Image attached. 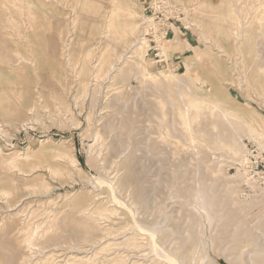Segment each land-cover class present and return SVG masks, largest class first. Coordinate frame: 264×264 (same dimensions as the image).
I'll list each match as a JSON object with an SVG mask.
<instances>
[{
    "label": "rangeland",
    "instance_id": "rangeland-1",
    "mask_svg": "<svg viewBox=\"0 0 264 264\" xmlns=\"http://www.w3.org/2000/svg\"><path fill=\"white\" fill-rule=\"evenodd\" d=\"M13 1L14 0H0V148L3 150V152L0 153V260L4 258V260L8 259V255L11 252L15 255L17 254V257L19 258L17 264H19L22 258H24V255L22 256L21 253H25V255H27L28 251L30 250L34 251L29 252L28 255H32V253L37 252L33 254V258L34 256H36L35 259H38L39 257V259H41L43 256H45L46 251L54 248L50 247L49 250H47L48 248H45V251L42 252L43 247H45L44 245H46V242L44 243V241H46L48 238H51L52 240L54 239L57 241V243L60 242L59 244H61H57L58 251L55 253L58 257L55 263L66 264V260H68L69 257L74 255H79L81 257L82 254H80V252H84V250H81V248H77L75 246V244L77 245V243L73 241V237L71 235L84 233L90 240L88 241V245L85 246V250L88 253H85L83 255H90V257H87L86 259H88V261L82 264H118L121 259L123 260V262L121 261L119 264H129L131 261H141L146 262V264H156L151 263L152 261L149 258L146 260L144 259V256L151 253L150 248L147 247L149 243V241H147L148 236H143L142 234L138 233L137 229H134L136 228L134 225H136V223H139V221L140 223L146 222L147 224H150L153 221H157L162 215L159 214L160 210L164 211L162 209V207H164L167 214L171 212L170 215H168L170 216L168 217V219L174 217V220L171 218V222L168 220V225H170V228L174 229L177 232L180 230V228H183V230H190L192 227V225L190 226V223L194 220V218L192 219L191 215H193L194 217V214H196L198 215L197 218H200L201 214H197V209L195 210L188 205L190 207L189 208L188 206L183 204V202H185V200L188 201L190 197L189 193H191V191H188V189L191 187V185L194 184L193 182L197 179V177L199 179L206 178L205 180L208 179L209 175L218 177L221 180H223L222 178H224V181H227L229 183V186L239 188V190L241 191V200L243 198L245 202H252L256 204V206H259V204L263 201V203L260 204V207L255 206L256 208L249 209L251 213L248 212L246 217L249 219H253L257 214L260 215L261 212L259 211L264 208V149L261 150V147H259L256 142H254L247 135L241 136L240 141L246 148V150L249 151L247 152L249 154H247V156L250 159L249 164L244 165L239 164L238 161L232 159L231 156L227 155L226 153L224 154V152H220L216 148H209L208 142L210 143L211 137H208L207 135H205L204 137L201 134L205 132L207 133V129L210 127V124H220V128L218 127V132L223 136L227 137L232 134V129L229 127L228 121L222 116H219L218 118L217 115L214 117L208 115L207 117L206 115H202V117L197 119L196 123H194V130L197 132L200 130L198 137H196L197 143L183 140L186 139V137L180 139L178 135L180 136L181 129L182 131H184L181 125L175 124L173 130L166 131V129L160 125L159 117H157L160 114V111L157 107V102L159 101V104L163 107V109L166 110L165 114L169 123L172 124L175 122L174 115L172 114V111L174 112L173 107L166 100L168 98L167 94H163L161 96L160 94H162V92H159L157 89L153 88V86L147 84V81L142 82L136 77L130 78L125 82V84L123 83L124 85L120 84L122 85V88H118L117 90H115L116 93L111 92L112 89L110 87L104 89L103 93H105V95L103 93L101 94V96L99 97L101 98L99 100L100 102L98 101L97 105L98 107H95V111H93V108H89L90 102L88 98L82 94L81 90H79V65L77 66V68H73L70 66V64H68L69 55L71 56L70 58L74 61V63H78L81 62V60H84V54L87 50H92L94 54H97L99 50L103 48L102 36L100 35V33L93 34L91 30V23L87 19V14L89 13L77 6V0H22L24 6L28 5L29 3L33 5L32 16L28 17V14L26 13L27 11L25 12V15L17 12L15 6L12 3ZM96 1L100 4L105 12L109 11L111 6L110 0ZM173 1L182 7V15L180 16L178 23L175 24L176 27L172 26L173 31L171 32L168 39L166 41L163 40L166 44V47H169L167 55L169 60L167 61V63L164 62L163 57L160 58L159 56V50L155 51V46L148 43L149 52L146 59L153 58L156 62L154 66L150 68V75L154 77H161L162 75L165 76L164 70H167L166 74L174 72L175 74L187 78L194 76L199 79L200 83L206 80L207 82L204 81L202 83V88L200 89V91L199 89H197V92L200 95L215 96L216 99L220 103H223L226 108L245 114L248 120L252 119L251 121H254L255 125L259 123L258 126L256 125L257 127L263 128L264 100L260 95H258L260 94V88L256 86L254 81H252L255 80V72H253V68L255 71L254 62L256 59V54L245 53V50L249 51V49L247 46L248 43L244 41L241 42L243 57L240 58L237 53H235L238 46L237 42L239 41H235L236 39L234 38V36L225 38L220 34V27L223 26L224 30H226L227 32L231 27L229 25L231 24L230 21L221 20L226 14H228V10L226 9H230V6L228 5L229 2H231L232 4H236L241 8L244 16L243 25L246 26L247 29L249 28V22H246L250 21L252 18V14H250L248 8L250 3L247 1L249 0H245L246 2H244V0ZM242 1L244 4L241 3ZM259 1L264 4V0H251L252 4L250 5L254 6L255 4L261 3ZM128 2L133 10L141 17V19L139 18L138 20L139 23H142L143 0H128ZM42 5H44L45 8ZM36 12H39V15L36 14ZM22 16L24 19L22 18ZM25 16H27V19L25 18ZM43 18L45 19L43 20ZM77 18H81L80 22H76ZM100 21H102L100 22V25H103V19H100ZM13 22H17V24L19 25V27H17L19 34L16 31L17 28L10 25ZM76 25L77 27H75ZM201 29L205 32V36H203V32ZM100 31L102 30L100 29ZM141 33H143V31H141ZM210 33L212 34L213 38L211 37ZM51 37L54 38V41L56 43L57 53L55 54L51 53L50 45L48 43ZM209 37H211L212 39ZM207 38L209 39V41L212 40L210 41L212 43L214 41V45L207 43ZM174 39L175 41H177V43L175 44L172 43ZM135 40L136 37L133 39V41ZM255 40L257 41V43ZM232 41H235V44ZM14 43H16V45ZM252 43H254L252 48L256 50V52L258 51L260 58L263 59L264 56L262 57V55H264V37L257 36L256 34L253 38ZM32 44H35V46H31ZM217 45L221 46L222 49L225 50V52H219ZM98 46H100V48ZM62 48L64 49V55L61 54ZM175 48L177 52L175 51ZM24 53L27 54L28 59H26L27 56H25ZM22 57H24L25 60L31 63L19 62L20 58L22 59ZM237 59L239 64H235V61L237 62ZM32 63L34 64L32 65ZM235 66H237L238 69H236L237 67L235 68ZM64 67L66 68L63 69ZM241 69L242 72H239V70L241 71ZM234 72L236 73V75ZM238 73L241 74L239 75ZM238 79H241V82ZM59 81H61V85H59ZM238 81L240 86L237 85ZM211 84H213V87L211 86ZM238 86L240 87L239 89L237 88ZM214 88H216V91ZM109 89L111 91H109ZM248 90L250 91V93ZM117 93L121 95L123 103L125 102L124 100H126L125 103L127 105V108L125 107L124 111H122L120 110L121 108H116V110L115 108L109 109L105 106L104 109L103 103H105V100H110L112 95ZM248 95L254 100L250 99ZM104 96L107 98H105ZM247 99L249 100L246 101ZM177 100L181 101L180 97H177ZM256 101L260 102L261 104L257 103ZM99 104L102 106H100ZM33 105L36 106V111L32 115L29 114V109ZM187 108L188 107H185V109ZM126 109L127 111H125ZM119 110L120 112H124L121 114H123L125 120H119V116L117 115L122 116L120 112L117 113V111ZM207 112L209 111H206L205 113ZM91 113L95 116L94 118L92 117ZM114 113H116L117 115ZM257 113L259 115H257ZM110 114L112 115V118H114L113 120ZM88 115L92 117V119H90L92 121L91 123L90 120H87L89 119ZM254 116L258 117L255 118ZM106 117L107 119L109 118V120L113 121L114 126L118 124V122L120 123L115 127L112 125V130L108 131L106 129V131L104 132L105 125H103V122L104 120H107ZM115 117H118L117 120H115ZM129 118L130 121H127L126 119ZM258 119L260 120V122ZM96 121H98L99 123H96ZM124 121H126V124ZM131 121L132 124H135L131 125ZM127 123L128 125H130L127 126ZM97 124L102 126L99 127ZM119 125L120 133L114 132L117 131ZM99 128H101V132L102 134H104L103 142L100 140L102 145H100V142H94L95 140L93 139V134L95 133L92 131L98 130ZM113 128L116 129L114 130ZM123 128L127 132L124 131ZM131 129L134 133L131 131ZM129 132H131V134H129ZM167 132L170 135L168 137L169 139H167L169 142L165 141ZM114 133H116L115 136H112ZM109 136H111L112 138ZM114 139H120L117 143L120 148H118V150L116 151L117 157L115 156L116 153H113V150L108 147V144L106 143L108 140L111 143ZM177 139L180 141H178ZM181 140L185 143L187 142V144L189 143V146L183 143ZM200 141H203L202 144L199 143ZM177 142L180 143L176 145ZM180 144L184 146V149L183 147H178V145ZM105 145L106 147H108V149L110 148L109 151H107V148H104ZM46 146L47 148H50L46 149ZM145 151H147L148 153ZM62 153H66L67 155L76 158L79 161V167L81 169H77L76 167L72 166L65 158L57 156L58 154ZM122 155L124 156L122 157L123 160L121 158ZM145 156L148 157V159H146ZM103 157H105V159ZM102 158L104 159V161H106V164L102 161ZM112 158L114 160H112ZM200 159L202 162L200 161ZM11 160H17V162H15L18 164V168L8 165V162ZM112 161L114 162L113 164ZM38 163L42 164L37 166ZM141 163L143 164V167ZM200 163H203V166L200 167ZM109 164H112L113 167H111L112 165L109 166ZM196 164H200L199 168ZM117 165L119 167H116ZM194 165L196 166V168L200 169V171L197 172V175L196 172H193L197 170ZM126 166L129 169H126ZM159 166H162V169ZM188 166L191 167L188 168ZM134 167L136 168L135 170ZM51 168L54 170L57 169V173L51 171ZM124 169L126 170V172H124ZM130 169L134 170L133 174L135 175V177L132 174L133 170L129 172ZM181 171L183 174L187 172L186 176L188 175V178L185 176V174L183 175ZM119 173L120 175H117ZM129 174H131V179L130 177H127V175L129 176ZM104 175L105 177H102L104 180L108 178V180L104 183H100L96 180L97 177L99 178ZM202 176L205 178H202ZM142 177L143 179H145V181L141 179ZM182 177L183 179H181ZM118 179L121 180L117 181ZM133 179L136 182H134ZM159 179H163V182L167 181V184L163 183ZM180 179L182 185L179 182ZM188 179H191V181L189 182L190 184L187 183ZM158 180L160 181L158 183H163V185L161 184L160 186L157 183ZM182 180H184L190 186L184 183V181ZM219 181L220 180H218L217 182ZM110 182L111 184L115 183L114 186L111 185ZM139 182H141V184ZM174 182L175 184L177 182L178 183L175 185ZM124 183L128 184H125V186L122 187ZM142 183L147 184L144 185ZM220 183L221 181L218 184ZM150 184L151 186L153 184L152 189L153 187L154 189L158 187L157 190L163 192V195L161 194L162 197L166 193L167 196H164V198L162 199H168L167 201L164 200L165 204L164 201H161V199H159L162 198L159 194V191L155 190V193L154 190H148L149 188L151 189V187H149ZM177 185L182 189L178 188ZM178 189H180L181 191ZM138 190L141 192L143 190V195H141V192L139 193ZM147 190L151 192V195H153L154 192V195L151 196L150 192H144ZM185 190H187L188 192L186 193ZM169 191L170 193H167ZM132 192L133 198L132 196L130 197V195H132ZM171 192H175V194L173 193L175 198L174 200L173 196L171 197ZM115 196H118V198ZM169 196L172 199H170ZM145 197H149V207L145 206L143 200H141ZM155 198L158 200H156ZM177 198H180L179 200L181 202L178 201ZM137 199H139V201H137ZM118 200L121 201V203H119ZM178 203L184 205L185 211L188 210L189 212L191 210L190 214L185 213L183 205V208L181 209V205ZM75 204H78L84 208L88 207L89 209H92V211H96L99 205L100 207L104 206L110 209L112 208L111 210L115 212V215H111L110 220L108 219L109 217H101L97 214H94V216L96 217L91 219L92 221L89 220L86 226V222L84 220L86 218H83V216L81 218V215L73 212V206ZM169 204L171 205V207H169ZM129 205H131L130 207H132L133 209L130 208ZM166 205H168V208H166ZM148 208L150 214L152 213L151 215L147 214ZM156 208L157 210H155ZM169 208H172L174 211ZM179 210L181 211L179 212ZM128 211H130V213ZM153 211H157V213ZM195 211H197V213H195ZM247 211H245V213ZM174 212L175 215L178 214L177 218L175 217V215L172 216ZM239 213L240 212L237 211H230L227 217L228 221L231 220L236 222L239 217H242V214L240 213V215ZM144 214H146V216L148 215V217H145ZM157 214H159L160 216ZM181 214H183L182 218ZM77 215L78 218H74V216L77 217ZM134 215L138 217V220L136 216L134 217ZM188 217L189 219H187ZM112 218L116 221L112 220ZM185 219L187 220L185 221ZM121 222L123 223L121 224ZM55 223H57V225ZM53 224L55 225V227L51 228ZM48 227L49 230H52L49 231ZM204 228H208L206 221H204ZM17 230H20V232H18ZM22 230L24 231V233ZM45 230H48L49 232H45ZM208 230V237H211L212 234L210 232V229ZM15 232L18 234H16ZM26 234L29 237L26 236ZM46 234L50 236L48 237V235ZM109 235L111 236V238ZM133 235L139 238L138 241L141 243L143 248L145 247V249H143L140 245V248L142 250L141 252L133 251L127 248V250H125V247L123 245L120 246V244L124 241L125 236ZM12 236L13 238L16 237L14 239L18 241H15ZM45 236H47V239L45 238ZM145 237L147 240L144 239ZM26 238H30L31 240L34 238L32 241L35 245L31 246L30 249L27 245L24 246V244L22 243V239L24 240ZM109 238L117 239L110 240ZM72 244L77 250L73 249L74 247L72 246ZM68 245H71L73 247L72 248L71 246H69L71 251L69 250ZM99 245L101 247H99ZM111 245L113 246V248L111 247ZM60 247L64 248L61 249ZM37 248H40L42 253L38 252ZM120 248L124 251H122ZM2 249L6 250L7 253L2 251ZM118 249H120L121 251H119ZM21 250H23V252ZM106 250L109 251L107 252ZM216 250H210L209 255L217 264H233L226 260L222 255H219ZM104 251L108 254H106ZM19 252L22 258H20V255H18ZM90 252L92 253V256ZM93 252H96L95 255L97 257L95 255L94 256L97 259H93ZM110 252L112 255L110 254ZM116 252H118L119 255L116 254ZM39 253L44 254L40 255ZM99 255L102 256L99 257ZM105 255H107L106 258ZM120 257L121 259H116ZM193 264H198V259L194 260Z\"/></svg>",
    "mask_w": 264,
    "mask_h": 264
},
{
    "label": "bare ground",
    "instance_id": "bare-ground-1",
    "mask_svg": "<svg viewBox=\"0 0 264 264\" xmlns=\"http://www.w3.org/2000/svg\"><path fill=\"white\" fill-rule=\"evenodd\" d=\"M236 1V0H235ZM57 2V1H55ZM66 2V1H65ZM244 2H246L244 0ZM249 2L250 4L251 3V0L247 1ZM258 2V1H257ZM261 2V1H259ZM13 5L15 6L17 12H19L20 14L22 15H25L26 13L28 14L27 16H32V10H33V5L31 3H29L28 5H23V1L22 0H14L13 2ZM235 3V2H234ZM240 3V2H239ZM243 3V1L241 2ZM41 4V3H40ZM73 4V3H72ZM71 4V5H72ZM77 6L88 12L89 14H87L88 16V20L90 21L91 23V30L93 32V34L95 33H100V35L102 36V39H103V42H102V46L103 48H101L99 50V52L96 53L97 54H94V52L92 50H87L86 53L84 54V60H81V62H78V63H74V61L70 58L71 56L69 55L68 57V64H70L71 67L73 68H77V66L79 65V71H78V74H79V79H80V88L79 90L82 91V94L88 98L89 102H90V106L89 108H93V111H95V107L97 108L98 106V101L101 99L99 98L101 96V94L104 92V89H107L108 87H110L112 89V91L109 89V91L113 92V93H116L115 90H117L118 88H122V85L120 84H125V82L127 80H129L130 78H134L136 77L137 79H140L142 82L143 81H147V84H150L151 86H153V88L157 89L159 92H162V94H160L161 96L163 94H167L168 98L166 99L169 104L173 107V110L174 112L172 111V114L174 115V120L175 122L170 124L168 119H167V116L165 114L166 110L163 109V107L159 104V101L157 102L158 104V109L160 111V114L159 116V120H160V125L163 126L166 131H171L173 130L174 128V125L175 124H179L183 127V130L181 129V132H180V136L178 135V137L180 139L186 137V139H183V140H186L188 142H195L197 143V138L198 137V134L200 132V128L198 129L199 131H195L194 130V123H196L197 119L201 118L202 115H208V116H211V117H214V116H222L223 118H225L227 121H228V125L229 127L232 129V134L229 135V136H223L221 135L219 132H218V127L219 125L217 123H212L210 124V127L207 129V133H203L201 134L202 136L205 137V135H207L208 137H211L210 138V143L208 142V147L209 148H216L217 150H219L220 152H224V154L226 153L227 155L231 156L232 159H235L236 161H238L239 164H249V158L247 156V151L246 148L242 145L241 143V136L243 135H247L249 138H251L254 142H256L259 147H261V150L264 149V127L261 128V127H257L258 124L255 125L254 121H251V120H248L247 117L245 116V114H242L238 111H235V110H231V109H228L224 106L223 103H220L215 96H202L200 95L198 92H197V89H200L202 88V83L204 81H202L201 83L199 82V79H197L196 77L192 76V77H183V76H180L178 74H175L174 72H170L168 74H166V71L167 70H164L165 71V76L162 75L161 77H154V76H151L150 75V68L152 66H154V64L156 63L155 62V59L153 58H150V59H146L147 55H148V52H149V48H148V43H149V40L144 36L145 35V32L147 31H143V28H142V23H139V18L141 19V17L133 10V8L131 7V5L129 4L128 0H110V9L108 12H105L104 9L100 6V4L96 1V0H77L76 2ZM192 4V3H191ZM244 4V3H243ZM249 4L248 8H249V12L250 14H252V18L250 21H246V22H249V28L247 29L246 26L243 25V21H244V16H243V12L241 10V8L236 5V4H232L231 2H229V6H230V9H226L228 10V14H226L223 19L221 20H227V21H230L231 24H229L231 27L229 28L228 32L226 30H224L223 26L220 27V34L222 35V37H230V36H234V38L236 39L235 41H239L237 42V48H236V52L237 55L242 58L243 57V49H242V43L241 42H244L246 41L248 44V49L249 51H246L245 50V53L246 54H256V59H255V71H254V68H253V72H255V75H254V79L255 80H252L254 81V83L256 84V86H258L260 88V95L263 100H264V58L261 59L260 58V55H259V52L256 50H254L252 47H253V44L252 41H253V38L255 37V35L257 34V36H263L264 37V4L261 2V3H258V4H255L254 6H251ZM39 5V4H38ZM66 5V4H65ZM227 5V6H228ZM242 5V4H241ZM240 5V6H241ZM44 7V5H42ZM45 8V7H44ZM65 8V7H64ZM70 9V8H69ZM46 10H47V7H46ZM246 10V9H245ZM27 11V12H26ZM26 12V13H25ZM61 12V11H60ZM35 14V13H34ZM36 14L39 15V12H36ZM42 14V13H41ZM70 14V13H69ZM27 16H25V18L27 19ZM74 16V15H73ZM23 18V16H22ZM24 19V18H23ZM38 19V18H37ZM42 19V18H41ZM45 18H43L44 20ZM47 19V17H46ZM100 19H103V25H100ZM249 19V18H248ZM81 18H77L76 19V22H80ZM25 21V20H23ZM37 21V20H36ZM65 21V19H64ZM9 23V22H8ZM15 23V22H13ZM10 24L12 25V27L14 26L15 28L19 27V25L17 24V22L15 24ZM63 23V22H62ZM69 23V21H68ZM9 25V24H8ZM28 25V24H27ZM100 25V26H99ZM195 25V24H194ZM74 26V25H73ZM219 26V25H218ZM28 27V26H27ZM77 27V25L75 26ZM100 27H103V28H100ZM20 29V28H19ZM100 29L102 31H100ZM29 30V28H28ZM140 30V31H139ZM202 30V29H201ZM13 31V29H12ZM17 33L19 34L18 32V28H17ZM20 31V30H19ZM141 31H143V33H141ZM202 34L203 36H205V32L202 30ZM14 33V31H13ZM25 34V33H24ZM211 34V33H210ZM23 36V35H22ZM28 37V36H27ZM136 37V40L133 41V39ZM211 37H212V34H211ZM209 37V38H211ZM13 38V37H12ZM22 38V37H21ZM26 38V36H25ZM205 38V37H204ZM213 38V37H212ZM211 38V39H212ZM205 40V39H204ZM207 43L209 44H212L214 45V41L213 43L210 42L212 40L209 41V39L207 38ZM28 41V40H27ZM235 41H232L233 43ZM256 41V40H255ZM96 42V41H95ZM1 43V42H0ZM12 43V42H11ZM49 45H50V51L52 54H55L57 53V48H56V43L54 41V38L51 37L50 40H49ZM159 45H158V50H159V56L160 58L163 57V60L164 62L167 63V61L169 60L168 59V48L169 47H166V44L164 43V41L162 40H159L157 42ZM172 43H177V41H175V39L172 41ZM257 43V41H256ZM255 43V44H256ZM16 45V43H14ZM235 44V43H234ZM98 45V44H97ZM230 45V44H229ZM31 46H35V44H32ZM218 46V49H219V52H222L224 53L225 50L222 49L221 46L217 45ZM14 47V46H13ZM97 47V46H95ZM100 48V46H98ZM228 47V45H227ZM260 47V46H259ZM258 47V49H259ZM15 48V47H14ZM35 48V47H34ZM178 48V47H176ZM176 48H175V51H176ZM214 48V47H213ZM37 49V48H36ZM209 49V48H208ZM217 49V50H218ZM4 50V49H3ZM32 50V49H31ZM62 55H64V49L62 48ZM202 51V50H201ZM177 52V51H176ZM205 52V51H204ZM248 52V53H247ZM218 53V51H217ZM230 53V52H229ZM19 54V52H18ZM25 54V53H24ZM231 54V53H230ZM21 55V54H20ZM221 55V54H220ZM233 55V54H232ZM25 56H27V54H25ZM264 55H262L263 57ZM19 57V56H17ZM83 57V56H82ZM222 57V56H221ZM225 57H228V56H225ZM30 58V57H29ZM33 58V56H32ZM31 58V59H32ZM64 58V57H63ZM234 58V57H232ZM237 58V57H236ZM239 58V59H240ZM26 59H28V56L26 57ZM35 59V57H34ZM33 59V60H34ZM229 59V58H228ZM247 59V58H246ZM19 60V59H18ZM21 60V61H20ZM19 62H25V63H31L27 60L24 59V57H22V59L20 58ZM36 61V60H35ZM231 61V60H230ZM242 61V60H241ZM251 61V60H250ZM249 61V62H250ZM37 62V61H36ZM35 63V62H34ZM32 63V65L34 64ZM229 63V61H228ZM233 63V62H232ZM253 63V62H252ZM21 64V63H20ZM235 64H239L238 63V59H237V62L235 61ZM251 64V63H250ZM238 66V65H237ZM235 66V68L237 67ZM252 66V65H251ZM36 67V66H35ZM246 67V66H245ZM253 67V66H252ZM66 67H64L63 69H65ZM234 68V67H233ZM234 68V69H235ZM241 68H242V65H241ZM233 69V70H234ZM238 69V67L236 68ZM56 70V69H55ZM218 70V69H217ZM36 71V69H35ZM247 71V70H246ZM220 72V71H219ZM239 72H242V69L241 71L239 70ZM244 72V71H243ZM251 72V71H250ZM252 72V73H253ZM218 73V72H216ZM235 73V72H234ZM233 73V74H234ZM245 73V72H244ZM205 74V73H204ZM221 74V73H220ZM239 74V73H238ZM241 74V73H240ZM239 74V75H240ZM236 75V73H235ZM238 75V76H239ZM54 76V75H53ZM206 76V75H204ZM209 76V75H208ZM237 76V78H238ZM247 76V75H246ZM220 77V76H219ZM236 77V76H235ZM242 77V76H241ZM245 77V76H244ZM250 77V76H249ZM202 78V77H201ZM240 78V77H239ZM74 80V79H73ZM240 82H241V79H238ZM211 81V80H210ZM234 81V80H233ZM237 81V80H236ZM239 81H238V84H239ZM245 81V80H244ZM61 85V81H59ZM207 82V81H206ZM232 82V81H231ZM243 82V81H242ZM251 82V80H250ZM210 83V82H209ZM213 83V82H211ZM229 83V82H228ZM237 83V82H236ZM245 83V82H244ZM249 83V82H247ZM123 84V85H124ZM143 84V83H142ZM145 84V83H144ZM232 84V83H230ZM235 84V83H234ZM204 85V84H203ZM213 84H211L212 86ZM245 85V84H244ZM143 86V85H142ZM226 86V85H225ZM229 86V85H227ZM237 87L238 89L240 87ZM213 87V86H212ZM216 87V86H215ZM243 87V86H242ZM252 87V86H251ZM234 88V87H233ZM131 89V88H130ZM215 91H216V88H214ZM256 89V87H255ZM22 90V88H21ZM114 90V91H113ZM126 90V89H125ZM124 90V91H125ZM119 91H122V90H119ZM206 91V90H205ZM213 91V89H212ZM214 91V92H215ZM249 91V90H248ZM256 91V90H255ZM107 92V91H106ZM118 92V91H117ZM204 92V91H203ZM209 92V91H208ZM123 93V92H121ZM246 93V92H244ZM250 93V91H249ZM259 93V91H258ZM105 95V93H103ZM108 94V93H107ZM248 94V93H247ZM255 94V93H253ZM246 95V94H245ZM250 95V94H249ZM248 95V96H249ZM103 97V96H102ZM105 97V96H104ZM177 97H180V100L181 101H178L177 100ZM250 97V96H249ZM41 98V97H40ZM107 98V97H105ZM110 98V97H109ZM127 99V98H126ZM160 99V98H158ZM216 99V100H215ZM250 99H252V97H250ZM104 100V99H103ZM107 100V99H106ZM105 100V103H103V106H104V109H105V106L107 108H121L120 110L124 111L125 107L127 106L126 105V100H124L125 104L123 103L122 99H121V95L120 94H114L112 95L111 99ZM162 100V99H161ZM249 99H247L246 101H248ZM254 100V99H252ZM262 100V99H261ZM102 101V100H101ZM100 102V101H99ZM163 102V101H162ZM180 102V103H179ZM257 102V101H256ZM88 103V102H86ZM102 103V102H101ZM164 103V102H163ZM162 103V104H163ZM257 103H260V102H257ZM261 104V103H260ZM100 105V104H99ZM102 106V105H100ZM131 106V105H130ZM188 107L187 109H185V107ZM129 107V105H128ZM127 108V107H126ZM48 109V108H47ZM103 109V108H101ZM111 109V110H112ZM116 109V110H117ZM133 109V108H132ZM117 111L118 112H120ZM36 111V106L33 105L30 109H29V114H34ZM90 111V110H89ZM114 111V110H113ZM127 111V109L125 110ZM206 111H209L207 113H205ZM98 112V111H97ZM96 112V114H97ZM105 112V111H104ZM90 113V112H89ZM88 113V114H89ZM103 113V112H101ZM107 113V112H106ZM110 113V112H108ZM121 113H124V112H120ZM250 113H253V112H250ZM249 113V114H250ZM92 114V113H91ZM99 114V113H98ZM113 114V113H112ZM116 114V113H114ZM139 114V113H138ZM107 115V114H105ZM111 115V114H110ZM117 115V114H116ZM122 116L120 115H117L119 116V120L122 121V120H125V117H123V114H121ZM254 115V114H253ZM257 115H259L257 113ZM89 116V115H88ZM98 116V115H97ZM100 116V115H99ZM108 116V115H107ZM114 116V115H113ZM127 116V115H126ZM207 116V117H208ZM252 116V114H251ZM92 117L94 118L95 116L92 114ZM91 116H89L87 119V116H86V119L87 120H90L92 119ZM110 117V116H108ZM135 117V116H134ZM255 118L258 117V116H254ZM111 118H112V115H111ZM118 117H115V120H117ZM205 118V117H204ZM262 118V117H261ZM259 118V119H261ZM96 119V118H95ZM102 119V118H101ZM100 119V120H101ZM105 119V118H104ZM107 119V117H106ZM114 118H112L113 120ZM215 119V118H214ZM258 119V120H259ZM112 120H109V118L107 120H104L103 122V125L104 126V132L106 131V129L109 131V130H112V125L114 126L113 124V121ZM127 121L129 120L130 121V118L129 119H126ZM137 120V118H136ZM212 121V120H211ZM262 121V120H261ZM92 121L90 120V123ZM98 121H96L97 123ZM125 124H126V121H124ZM222 122V121H221ZM260 122V120H259ZM263 122V121H262ZM95 123V125H96ZM99 123V122H98ZM102 123V122H101ZM117 123V122H116ZM120 122H118L119 124ZM130 123V122H128ZM127 123V126H129L130 124L131 125H134L132 124V121L131 123L128 125ZM264 123V122H263ZM116 124V125H118ZM262 124V123H261ZM80 125V124H79ZM98 125V124H97ZM115 125V126H116ZM77 126V125H76ZM99 127H101L100 125H98ZM114 126V127H115ZM134 127V126H133ZM201 127V126H200ZM226 127V126H225ZM93 128V127H92ZM98 128V127H96ZM152 128V127H151ZM158 128V127H157ZM220 128V127H219ZM114 130L116 128H113ZM119 129H120V125L119 127L117 128V131H114V132H119ZM124 129V128H123ZM129 129V128H128ZM196 129V127H195ZM225 129V128H224ZM91 130V129H90ZM227 130V129H226ZM124 131H126L124 129ZM123 131V132H124ZM131 131L133 132V130L131 129ZM206 131V130H205ZM92 132H94L95 134H93L92 136L94 137L93 139L95 140L94 142H100V145L101 144V141L103 142V138H104V134H102L101 132V128H99L98 130H93ZM92 132H89V133H92ZM112 132V131H111ZM110 132V133H111ZM122 132V133H123ZM127 132V131H126ZM197 132V133H196ZM120 133V132H119ZM134 133V132H133ZM171 133V132H169ZM116 133H114L112 136H115ZM129 134H131V132H129ZM173 134V133H171ZM196 134V135H195ZM224 134V133H223ZM119 135V134H118ZM117 135V136H118ZM147 135V134H146ZM167 137L165 138V141L166 142H169L167 139H169L168 137L170 136L168 134V132L166 133ZM91 136V135H90ZM162 136V135H161ZM188 136V137H187ZM246 136V137H247ZM111 137V136H109ZM153 137V136H152ZM175 137V136H174ZM203 137V139H204ZM92 138V137H91ZM112 138V137H111ZM114 138V137H113ZM118 139V138H117ZM131 139V138H130ZM163 139V138H162ZM101 140V141H100ZM120 140V139H119ZM119 140H113L111 143L109 142V140L106 142L108 145V147H110L112 150H113V153H116V151L118 150L119 146L117 145V143L119 142ZM149 140V139H148ZM178 140V139H177ZM180 141V140H178ZM182 141V140H181ZM206 141V140H205ZM110 144H109V143ZM164 142V141H163ZM183 142V141H182ZM203 142V141H202ZM202 142L200 141L199 143L202 144ZM180 143V142H177L176 145ZM185 143V142H183ZM255 143V144H256ZM96 144V143H95ZM120 144V143H119ZM126 144V143H125ZM171 144V143H170ZM182 144V143H181ZM180 144V145H181ZM186 145L187 142L185 143ZM205 144V143H204ZM98 145V144H97ZM99 145V146H100ZM123 145V144H122ZM175 145V146H176ZM178 145V147H183L184 149V146L183 145ZM195 145V144H194ZM125 146V145H124ZM131 146V145H130ZM138 146V145H137ZM148 146V145H147ZM189 146V145H188ZM108 147H105L104 148H107ZM121 147V145H120ZM164 147V146H163ZM50 147L47 148L46 146V149H49ZM110 148L107 150L109 151ZM145 148V147H144ZM147 148V147H146ZM198 148V147H197ZM120 149V148H119ZM177 149V148H176ZM123 150V149H121ZM148 150V149H147ZM153 150V148H152ZM178 150V149H177ZM208 150V149H207ZM211 150V149H210ZM191 151V150H190ZM218 151V152H219ZM3 150L0 148V153H2ZM147 152V151H145ZM69 153V152H68ZM107 153V152H106ZM109 153V152H108ZM148 153V152H147ZM213 153V152H212ZM110 154V153H109ZM188 154V153H187ZM106 155V154H105ZM108 155V154H107ZM117 155V153L115 154V156ZM127 155V154H126ZM144 155V154H143ZM201 155V154H200ZM249 155V154H248ZM58 157H63L65 158L66 160L69 161V163L76 167L77 169H79L80 167V164H79V161L72 157V156H69L67 155L66 153H62V154H58L57 155ZM56 156V157H57ZM190 156V154H189ZM111 157V156H110ZM109 157V158H110ZM117 157V156H116ZM124 157L123 155L121 156V158ZM126 157V156H125ZM201 157V156H200ZM229 157V158H231ZM105 159V157H103ZM102 158V159H103ZM108 158V157H107ZM114 158V157H113ZM112 158V160H114ZM146 159H148V157L145 156ZM19 159V158H18ZM57 159V158H56ZM54 159V160H56ZM101 159V160H102ZM104 159L102 160L104 163L106 161H104ZM126 159V158H125ZM171 159V158H170ZM192 159V158H191ZM120 160V159H119ZM123 160V158H122ZM159 160V159H158ZM175 160V158H174ZM17 160H11L8 162V165L12 166V167H17L18 168V164L16 163ZM121 161V160H120ZM148 161V160H147ZM201 161V159H200ZM116 162V161H115ZM125 162V161H123ZM140 162V161H139ZM186 162V161H185ZM202 162V161H201ZM214 162V161H213ZM114 162L112 161V164ZM148 163V162H147ZM159 163V162H158ZM176 163V162H175ZM198 163V162H196ZM204 163V162H203ZM202 163V164H203ZM42 163H38V165H40ZM106 164V163H105ZM103 164V165H105ZM111 164V165H112ZM116 164V163H115ZM133 164V163H132ZM142 164V163H141ZM140 164V165H141ZM160 164V163H159ZM201 164V163H200ZM200 164H196L198 165L197 167L199 168V165ZM200 165L203 166V165ZM109 164V166H111ZM136 166V165H135ZM195 166V165H194ZM105 167V166H104ZM113 167V165L111 166ZM110 167V168H111ZM116 167H119L118 165ZM142 167H143V164H142ZM158 167V165H157ZM160 167V166H159ZM162 167V166H161ZM160 167V168H161ZM191 167V166H188V168ZM131 168V167H130ZM133 168V167H132ZM187 168V167H185ZM196 168V166H195ZM196 168L197 170L196 171H193V172H196V175H197V172L200 171V169ZM81 169V168H80ZM112 169V168H111ZM126 169H129L127 168L126 166ZM136 168L134 167V170ZM144 169V168H142ZM154 169V168H153ZM162 169V168H161ZM160 169V170H161ZM194 169V168H193ZM64 170V169H63ZM117 170V169H116ZM125 170V169H124ZM133 170V169H132ZM130 169L129 172L132 171ZM134 170L132 171V174L134 173ZM149 170V169H148ZM51 171L57 173V169H52L51 168ZM67 171V169H66ZM188 171V170H187ZM117 172V171H116ZM126 172V170L124 171ZM142 172V171H141ZM140 172V173H141ZM149 172V171H148ZM185 172V171H183ZM205 172V171H204ZM121 173V172H120ZM117 174V175H120ZM182 173V171H181ZM187 173V172H186ZM186 173L185 176H186ZM142 174V173H141ZM183 174V173H182ZM183 174V175H184ZM189 174V173H188ZM103 175V174H102ZM117 175H116V179H117ZM123 175V174H122ZM131 174H129V176L127 175V177H130ZM158 175V174H157ZM198 175H202V174H198ZM133 176L135 177V175L133 174ZM160 176V175H159ZM181 176V175H180ZM188 176V175H187ZM186 176V177H187ZM102 177H105L104 176H101V177H97V181L100 182V183H104L105 181L108 180V178L106 180H104ZM119 177V176H118ZM121 177V176H120ZM232 177V176H231ZM145 178V177H144ZM185 178V177H184ZM188 178V177H187ZM202 178H205L202 176ZM241 178V177H240ZM115 179V178H114ZM131 179V177H130ZM138 179V178H137ZM143 179V177L141 178ZM157 179V178H155ZM178 179V178H177ZM176 179V180H177ZM183 179V177L181 178ZM181 179H180V183H181ZM206 179V178H205ZM205 179H199L197 177L196 180H194V184L191 185V187L188 189V191L190 190L191 193L190 194V197L187 200H185V202H183V204H185L186 206H191V208H194L195 210L197 209L198 210V213L197 211H195V213L197 214H201L200 215V218H197L198 215L194 214V217L193 215L192 216V219L194 218V220L190 223V226L192 225L191 229H185L183 230V228H180V230L177 232L175 231L174 229L170 228V225H168V222L170 220H172L171 218L168 219V215H170L171 212H169L167 214V212L165 211V208L162 207V209L164 211H161L160 210V213L159 214H162L160 216V219L159 216H158V220L157 221H153L152 223L150 224H147L146 222L145 223H136V225H134L136 228L134 229H137L138 233L142 234L143 236L144 235H147L148 236V240L146 239V237L144 238L145 240L149 241L148 243V246L150 248V252L148 255L144 256V259H150L152 262L151 263H156V264H193V261L194 260H197L198 259V264H217L209 255V252L210 250H216L218 252L219 255H222L226 260H228L229 262L233 263V264H264V208L261 209V212L260 215L257 214L253 219H249L246 217V215L248 214V212H250L249 209H253V208H256V207H260V204L263 203V201L259 204V206L252 202H245V200L242 198V201L240 199V190L239 188H235V187H232V186H229V183L227 181H224V178H222L223 180L219 179L218 177H214L212 175H209L208 176V179L205 180ZM121 179H118L117 181H119ZM145 181V179H143ZM161 180V179H159ZM157 181L160 182V181ZM163 180V179H162ZM161 180V181H162ZM218 180L221 181L220 184H218L219 182H217ZM113 181V180H112ZM116 181V180H115ZM134 181V179H133ZM137 181H140V180H137ZM144 181H141V182H144ZM184 181V180H182ZM191 181V179H188V182L189 183ZM224 181V182H223ZM136 182V181H134ZM141 182H139L141 184ZM147 182V181H146ZM163 182V181H162ZM246 182V181H245ZM99 183V184H100ZM121 183V181H120ZM148 183V182H147ZM147 183H142V184H147ZM165 184H167V181L163 182ZM163 183H161L163 185ZM178 183V182H177ZM176 183V184H177ZM184 183H186L184 181ZM186 183V184H187ZM111 184V182H110ZM115 183L111 184L114 186ZM126 183H124V185L122 187L125 186ZM128 184V183H127ZM126 184V185H127ZM131 184V183H129ZM159 184V183H158ZM156 184V185H158ZM161 184H159L161 186ZM175 184V182H174ZM175 184V185H176ZM190 184V183H189ZM187 184V185H189ZM105 185V184H104ZM135 185V184H134ZM133 185V186H134ZM174 185V186H175ZM182 185V183H181ZM117 186V185H116ZM149 186V185H148ZM153 186V184H152ZM152 186L150 184L149 187H151V189L149 188L148 190L152 191L154 190V192L156 193L155 190L158 189V187H156L154 189H152ZM155 186V185H154ZM178 186V185H177ZM190 186V185H189ZM240 186V185H238ZM144 187V186H143ZM143 187H140V188H143ZM147 187V186H146ZM145 187V188H146ZM173 187V185H172ZM186 187V186H185ZM110 188V187H109ZM112 188V187H111ZM117 188V187H116ZM119 188V186H118ZM148 188V187H147ZM146 188V189H147ZM178 188H180V186H178ZM121 189V188H120ZM134 189V188H132ZM173 189V188H172ZM182 189V188H180ZM178 189V190H180ZM145 190V189H143ZM143 190L142 192L139 191V193L141 192V195H143ZM144 191V192H150V191ZM170 190V189H169ZM114 191V190H113ZM116 191V190H115ZM119 191V190H117ZM159 191V190H157ZM171 191V190H170ZM167 192V193H170ZM181 191V190H180ZM186 193L188 192L187 190H185ZM112 192V191H111ZM154 192H153V195H154ZM163 192H160L159 191V194L161 196ZM172 195L171 197L173 196V200L175 199L174 198V195L173 193L175 194V192H171ZM112 194V193H111ZM116 194V193H115ZM148 194V193H146ZM117 195V194H116ZM139 195V194H138ZM140 195V196H141ZM150 195H151V192H150ZM151 195V196H153ZM157 195H158V192H157ZM163 195V194H162ZM132 196L133 198V192H132V195H130V197ZM147 196V195H145ZM150 196V197H151ZM156 196V195H155ZM165 197L167 196L166 193L164 195ZM164 196L162 198H159L161 199V201H167L166 199L162 200L164 198ZM183 196V195H182ZM118 198V196H115ZM136 197V196H135ZM144 197V196H143ZM157 197V196H156ZM181 197V196H180ZM131 198V199H132ZM149 197H145V198H142L141 200H143L145 206H148L149 205ZM168 198V197H167ZM170 198V196H169ZM130 199V200H131ZM140 199V198H139ZM139 199H137V201H139ZM156 199V198H155ZM172 199V198H170ZM178 201H180L179 199L180 198H177ZM182 199V198H181ZM246 199V198H245ZM158 200V199H156ZM115 201V200H114ZM119 201V200H118ZM136 201V202H137ZM160 201V202H161ZM165 201H164V204H165ZM172 201V200H171ZM135 202V203H136ZM181 202V201H180ZM260 202V201H259ZM119 203H121V201H119ZM141 203V202H140ZM155 203V202H154ZM157 203V202H156ZM169 203V202H168ZM257 203V202H256ZM142 204V203H141ZM140 204V206H141ZM143 204V205H144ZM167 204V203H166ZM180 204V203H178ZM182 204V205H183ZM121 205V204H120ZM125 205V203H124ZM128 205V204H126ZM132 205V204H131ZM129 205V207L131 206ZM151 205V203H150ZM170 205V204H169ZM173 205V203H172ZM181 205V204H180ZM178 205V206H180ZM182 205L180 206L181 209L184 207H182ZM102 206V205H101ZM168 205H166V208ZM175 206V205H174ZM188 206V207H189ZM256 206V207H255ZM91 207V206H90ZM98 207V206H97ZM144 207V206H143ZM149 207V206H148ZM161 207V206H160ZM159 207V208H160ZM171 207V205L169 206ZM96 208V207H95ZM94 208V209H95ZM127 208V206H126ZM132 208V207H130ZM129 208V209H130ZM135 208V207H134ZM140 208V207H139ZM142 208V207H141ZM146 208V207H144ZM152 208V207H150ZM157 208H158V205H157ZM157 208L155 210H157ZM190 208V207H189ZM93 209V210H94ZM112 209V208H111ZM110 208H107V207H99L96 209V211H92V209H89L88 207L87 208H84V207H81L80 205L78 204H75L73 206V212L81 215V218L83 216V218H86L84 219L85 222H86V226L89 222V220L93 219L94 217V214H97L101 217H109L108 219H110L111 215H113L115 212H113V210H111ZM128 209V210H129ZM133 209V208H132ZM136 209V208H135ZM147 209V208H146ZM171 210H173L172 208H169ZM175 209V208H174ZM192 209V210H194ZM259 209V210H260ZM139 210V209H138ZM142 210V209H141ZM159 210V209H158ZM248 210V211H247ZM255 210V209H254ZM133 211V210H132ZM136 211V210H135ZM170 211V210H168ZM174 211V210H173ZM181 210H179L180 212ZM184 211H185V207H184ZM191 211V210H190ZM190 211L188 212L185 211V213H189L190 214ZM227 211V212H226ZM231 211V212H234V211H237V212H240L242 214V217H239L238 220H236V222L234 221H231L229 220L228 221V213ZM245 211H247L245 213ZM130 213V211H128ZM134 212V211H133ZM144 212V210H143ZM147 214H150L149 212V208L147 210ZM155 213H157V211H153ZM178 212V211H177ZM178 212V213H179ZM135 213V212H134ZM146 213V212H145ZM239 213V214H240ZM251 213V212H250ZM253 213V212H252ZM255 213V212H254ZM143 214V213H142ZM152 214V213H151ZM150 214V215H151ZM173 214V213H172ZM180 214V213H179ZM184 214V213H183ZM183 214H181V218L183 217ZM240 214V215H241ZM74 215V214H73ZM76 215V214H75ZM115 215V214H114ZM129 215V214H128ZM133 215V214H132ZM137 215V213H136ZM134 215V217L136 216ZM175 215V212L172 216ZM178 215V214H177ZM177 215H175V217L177 218ZM88 216V217H86ZM145 217H148V215L146 216V214H144ZM143 216V217H144ZM249 216V215H248ZM113 217V216H112ZM116 217V216H115ZM137 217V216H136ZM144 217V218H145ZM150 217V216H149ZM156 217V216H154ZM162 217V219H161ZM180 217V216H179ZM74 218H78V215L77 217L74 216ZM133 218V217H132ZM141 218V217H140ZM139 218V219H140ZM143 218V219H144ZM121 219V218H120ZM136 219V218H134ZM133 219V221H134ZM148 219V218H147ZM151 219V218H150ZM184 219V218H183ZM189 219V217L187 218ZM185 219V221L187 220ZM191 219V217H190ZM80 220V219H79ZM111 220V219H110ZM112 220H114L112 218ZM123 220V219H122ZM121 220V221H122ZM137 220H138V217H137ZM156 220V219H155ZM169 220V221H168ZM174 220V219H173ZM206 221V224L208 226L207 229L204 228V221ZM92 221V220H91ZM95 221V220H94ZM108 221V220H107ZM116 221V220H114ZM119 221V220H118ZM117 221V222H118ZM144 221V220H143ZM148 221V220H146ZM176 221V220H175ZM190 221V220H189ZM56 222V221H55ZM171 222V221H170ZM174 222V221H173ZM1 223V222H0ZM83 223V222H82ZM113 223V222H111ZM119 223V222H118ZM123 222H121L122 224ZM149 223V222H148ZM186 223V222H185ZM57 225V223H55ZM115 224V223H114ZM117 224V223H116ZM134 224V223H133ZM132 224V226H133ZM186 225V224H185ZM51 226V225H49ZM117 226V225H116ZM115 226V227H116ZM174 226V225H173ZM172 226V227H173ZM55 225L53 224L51 228H54ZM113 227V226H112ZM50 228V229H51ZM132 229V228H131ZM208 229H210V232H211V237H208ZM48 230H49V227H48ZM47 230V231H48ZM52 230V229H51ZM49 230V231H51ZM133 230V229H132ZM18 231V230H17ZM23 231V230H22ZM45 230V232H47ZM48 231V232H49ZM130 231V230H129ZM128 231V232H129ZM20 232V230L18 231ZM39 232V231H38ZM84 232V231H83ZM124 232V231H123ZM134 232V231H132ZM16 233V232H15ZM24 233V231H23ZM22 233V234H23ZM27 233V232H26ZM51 233V232H50ZM130 233V232H129ZM137 233V232H136ZM7 234V232H6ZM5 234V235H6ZM18 234V233H16ZM15 234V235H16ZM20 234V233H19ZM21 234V235H22ZM49 234V233H48ZM46 234V235H48ZM121 234V233H120ZM132 234V233H131ZM130 234V235H131ZM24 235V234H23ZM36 235V234H35ZM98 235V234H97ZM112 235V234H110ZM109 235V236H110ZM128 235V234H127ZM7 236V235H6ZM26 236H28L26 234ZM34 236V234H33ZM41 236V235H40ZM50 235H48L49 237ZM73 237V241H75L77 243V245L75 244V246L77 248H81V250H84V252H80L81 257L79 255H74V256H71L68 258V260H66V264H82V263H85L88 261V259H86L87 257H90L89 256H84L83 254H87L88 252H86V248L85 246L88 245V241L90 240L88 238L87 235H85L84 233H81V234H75V235H71ZM94 236V235H93ZM108 236V237H109ZM117 236V235H116ZM120 236V235H119ZM29 237V236H28ZM47 236H45L46 238ZM105 237V236H104ZM107 237V236H106ZM124 237V236H123ZM13 238V236H12ZM16 238V237H14ZM13 238V239H14ZM18 238V237H17ZM21 238V237H20ZM19 238V239H20ZM23 238V237H22ZM31 238V237H30ZM22 239V243L25 245H27L30 249L31 246H34V242L32 241L34 238L31 240V239ZM44 238V237H43ZM44 238V239H45ZM111 238V236H110ZM109 238V239H110ZM47 239V238H46ZM107 239V238H105ZM114 239V238H113ZM113 239H110V240H113ZM117 238H115L114 240H116ZM139 238H137L135 235L133 236H125L124 238V241L120 244L123 245L125 247V250L127 249H131L133 251H142L141 248L142 245L141 243L138 241ZM10 240V239H9ZM7 240V241H9ZM15 240V239H14ZM103 240V239H102ZM119 240V239H118ZM144 240V242H145ZM15 241H18V240H15ZM21 241V240H20ZM35 241V240H34ZM101 241V240H100ZM99 241V242H100ZM36 242V241H35ZM46 242V243H45ZM110 242V241H109ZM118 242V241H117ZM121 242V241H119ZM12 243V242H11ZM37 243V242H36ZM44 243L46 245H44L45 247H43V251H45L44 249L45 248H48L47 250H49L50 247H54L52 248L51 250L49 251H46L45 252V256H43L41 259H35L36 256H34L33 258V254L34 253H37V252H34L32 253V255H28L29 252L31 251H34V250H30L28 251L27 255H25V253H21L22 256L24 258H22V256L20 255V252L18 255H20L22 258V260L19 262V264H57L55 263V261L57 260V255L55 252L58 251V245L59 243H57L56 240H52L51 238H48L46 241H44ZM62 243V242H61ZM71 243V242H70ZM106 243V242H105ZM114 243V241H113ZM112 243V244H113ZM16 244V243H15ZM95 244V243H94ZM101 244V243H100ZM104 244V243H103ZM102 244V245H103ZM146 244V243H145ZM61 245V244H59ZM97 245V243H96ZM96 245H90V246H96ZM140 245H141V248H140ZM217 245H218V248H217ZM21 246V244H20ZM71 246V245H68V247ZM73 246V244H72ZM71 246V247H72ZM75 246H73L72 248L75 249ZM110 246V245H109ZM117 246V245H116ZM119 246V245H118ZM144 246V245H143ZM36 247V246H35ZM67 247V246H66ZM99 247H101L99 245ZM106 247V246H105ZM111 247L113 248V246L111 245ZM1 248V247H0ZM27 248V247H26ZM34 248V247H33ZM31 248V249H33ZM61 248V247H60ZM64 248V247H63ZM61 248V249H63ZM71 248V249H72ZM88 248V247H87ZM104 248V247H103ZM111 248V249H112ZM116 248V247H115ZM127 248V249H126ZM21 249H24V248H21ZM67 249V248H65ZM98 249V248H97ZM100 249V248H99ZM110 249V250H111ZM117 249V248H116ZM121 249V248H120ZM120 249H118L119 251H121ZM145 249V247L143 248ZM38 252H41L40 248L38 249ZM36 250V251H37ZM69 250H70V247H69ZM77 250V249H75ZM94 250V249H92ZM113 250V249H112ZM111 250V251H112ZM2 251L6 252V250H3ZM1 251V252H2ZM23 252V250H21ZM71 251V250H70ZM96 251V249H95ZM107 251V250H106ZM109 251V250H108ZM107 251V252H108ZM124 251V250H122ZM41 252V253H42ZM77 252V251H76ZM105 252V251H104ZM114 252V251H113ZM112 252V253H113ZM5 253V254H6ZM39 253L40 255H43ZM47 253V254H46ZM64 253V252H63ZM75 253V252H73ZM91 253V252H90ZM93 256L95 255L96 252H93ZM106 253V252H105ZM103 253V254H105ZM123 253V252H122ZM127 253V252H126ZM130 253V252H129ZM132 253V252H131ZM136 253V252H135ZM134 253V254H135ZM38 254V255H39ZM66 254V253H65ZM108 254V253H106ZM111 254V252H110ZM116 254H118V252H116ZM115 254V256H116ZM124 254V253H123ZM198 254V256H197ZM1 255V253H0ZM112 255V254H111ZM119 255V254H118ZM9 258L4 260V259H1L0 260V264H17L18 263V260L19 258L17 257V254H13V253H9ZM15 256V257H14ZM26 256V257H25ZM69 256V255H68ZM67 256V257H68ZM84 256V257H82ZM91 256H92V253H91ZM96 256V255H95ZM93 257L96 258V257ZM102 256V255H99V257ZM107 255H105V258H106ZM121 256V254H120ZM137 256V255H135ZM139 256V255H138ZM3 257V255H2ZM61 257V256H60ZM217 257V256H216ZM197 258V259H196ZM67 259V258H66ZM92 259V260H93ZM97 259V258H96ZM116 259H121L120 258H116ZM90 260V258H89ZM103 260V259H101ZM108 260V259H107ZM137 260V259H135ZM115 261V260H114ZM121 261L123 262V260L121 259ZM119 261V263L121 262ZM90 262V261H89ZM104 262V261H103ZM118 263V264H119ZM197 263V262H196ZM59 264V263H58ZM108 264V263H107ZM129 264H146V262H141V261H131ZM219 264V263H218Z\"/></svg>",
    "mask_w": 264,
    "mask_h": 264
},
{
    "label": "built area",
    "instance_id": "built-area-1",
    "mask_svg": "<svg viewBox=\"0 0 264 264\" xmlns=\"http://www.w3.org/2000/svg\"><path fill=\"white\" fill-rule=\"evenodd\" d=\"M142 5V28L143 31L147 30L144 36L158 51L157 42L168 39L173 31L172 26L176 27L182 15V7L173 0H143Z\"/></svg>",
    "mask_w": 264,
    "mask_h": 264
}]
</instances>
